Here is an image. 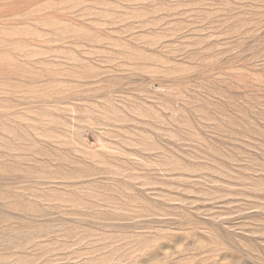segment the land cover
<instances>
[{
	"label": "rangeland",
	"instance_id": "obj_1",
	"mask_svg": "<svg viewBox=\"0 0 264 264\" xmlns=\"http://www.w3.org/2000/svg\"><path fill=\"white\" fill-rule=\"evenodd\" d=\"M0 264H264V0H0Z\"/></svg>",
	"mask_w": 264,
	"mask_h": 264
}]
</instances>
